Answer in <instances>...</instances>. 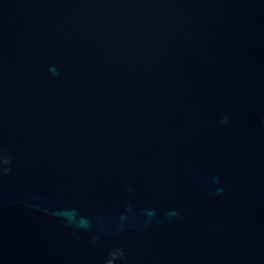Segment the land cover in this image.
<instances>
[{
	"label": "water",
	"instance_id": "95a60500",
	"mask_svg": "<svg viewBox=\"0 0 264 264\" xmlns=\"http://www.w3.org/2000/svg\"><path fill=\"white\" fill-rule=\"evenodd\" d=\"M0 264H264V0H0Z\"/></svg>",
	"mask_w": 264,
	"mask_h": 264
}]
</instances>
